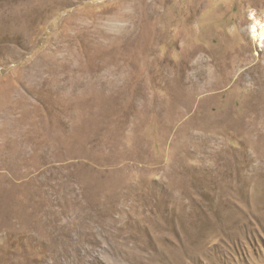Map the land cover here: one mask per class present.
<instances>
[{
	"label": "rangeland",
	"instance_id": "rangeland-1",
	"mask_svg": "<svg viewBox=\"0 0 264 264\" xmlns=\"http://www.w3.org/2000/svg\"><path fill=\"white\" fill-rule=\"evenodd\" d=\"M264 0H0V264H264Z\"/></svg>",
	"mask_w": 264,
	"mask_h": 264
},
{
	"label": "bare ground",
	"instance_id": "bare-ground-1",
	"mask_svg": "<svg viewBox=\"0 0 264 264\" xmlns=\"http://www.w3.org/2000/svg\"><path fill=\"white\" fill-rule=\"evenodd\" d=\"M254 37L264 40V26L257 24L253 27Z\"/></svg>",
	"mask_w": 264,
	"mask_h": 264
}]
</instances>
